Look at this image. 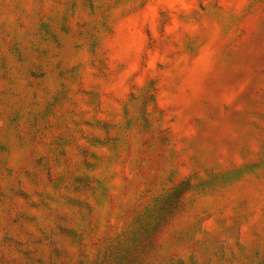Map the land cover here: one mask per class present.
Returning <instances> with one entry per match:
<instances>
[{
    "label": "rangeland",
    "instance_id": "1",
    "mask_svg": "<svg viewBox=\"0 0 264 264\" xmlns=\"http://www.w3.org/2000/svg\"><path fill=\"white\" fill-rule=\"evenodd\" d=\"M0 264H264V0H0Z\"/></svg>",
    "mask_w": 264,
    "mask_h": 264
}]
</instances>
